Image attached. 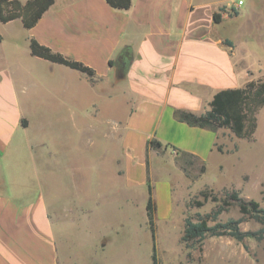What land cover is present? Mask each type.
<instances>
[{"label": "crops", "instance_id": "crops-1", "mask_svg": "<svg viewBox=\"0 0 264 264\" xmlns=\"http://www.w3.org/2000/svg\"><path fill=\"white\" fill-rule=\"evenodd\" d=\"M226 5L230 8L231 4L133 0L130 8L120 9L107 0H54L31 28L19 17L7 22L19 23L26 32L22 53L27 62L18 58L21 51L14 41L12 58L7 55L0 70V157L16 163L25 182L0 177V264H103L94 257L107 246L96 206L80 201L58 203L38 192L25 174L41 153L28 135L35 120L25 109L54 101L68 108L78 87L92 91L105 83L126 98L119 191L132 193L135 199L136 189L145 186L147 207L150 179L158 207L155 221L158 213L163 219L171 218L175 208L172 179L155 183L152 155L163 164L168 158L173 160L178 169L176 151L168 147L161 154L151 149L148 167L146 145L156 137L204 161L219 152V130L193 127L175 119L174 111L202 114L218 91L250 81L245 59L224 46L223 37L215 32L214 13ZM31 38L68 59L84 62L96 70V76L34 55ZM4 41L0 34V62ZM39 65L49 69L50 81L34 79L40 76ZM38 88L54 95V101L45 102Z\"/></svg>", "mask_w": 264, "mask_h": 264}, {"label": "rangeland", "instance_id": "rangeland-1", "mask_svg": "<svg viewBox=\"0 0 264 264\" xmlns=\"http://www.w3.org/2000/svg\"><path fill=\"white\" fill-rule=\"evenodd\" d=\"M239 1L216 0L231 5L230 8L226 5L222 12L223 15L228 12L226 18L215 26V32L223 37V42L231 41L232 45L224 43V46H230L232 52L236 51L245 59L249 79L264 81V0H241V5ZM237 4L239 7L235 6ZM0 34L5 38L0 70L7 55L12 58L14 41L19 43L21 51L18 58L26 63L22 53L26 47V32L19 23L0 24ZM36 70L40 76L34 79L39 83L50 81L49 69L39 65ZM38 95L46 97L44 101L54 97L44 94L42 88ZM125 101V97L116 95L110 85L103 83L92 91L78 87L75 100H71L68 108L55 101L44 107L26 108V114L35 120L28 135L41 153L34 168L25 170V174L38 192L58 203L80 201L96 206L107 246L104 251L98 249L94 253L95 259L103 264H153L146 187L136 189L135 199L132 193L119 191L123 182L118 176L123 166L121 125L128 117ZM257 116L259 124L254 139L238 138L229 128L219 129L221 150L205 161L206 171L197 179L191 176L200 165L190 170V176L178 166L179 171L173 160L168 158L163 164L156 154L152 155L155 183L161 184L171 177L175 198L169 220L157 214L158 264H264V239L238 241L229 235H208L189 249L181 240L186 216L195 217L197 213L212 212L217 207L211 200L201 207L192 205L194 199H202L200 191L206 188H212L219 195L225 189L234 188L264 207V106ZM2 176L16 183L25 182L21 180L24 175L19 166L4 157H0ZM240 216L239 208L231 206L220 214L219 220ZM260 227L253 219L241 223L244 230ZM86 249L89 252L90 246Z\"/></svg>", "mask_w": 264, "mask_h": 264}, {"label": "trees", "instance_id": "trees-1", "mask_svg": "<svg viewBox=\"0 0 264 264\" xmlns=\"http://www.w3.org/2000/svg\"><path fill=\"white\" fill-rule=\"evenodd\" d=\"M107 2L114 8L127 9L132 6L133 0H107ZM53 3L54 0H27L26 3H22L20 0H0V22L7 23L19 17L26 28H31ZM225 9L226 6H223L219 12L214 13L213 19L216 24L222 22V12ZM224 43L232 45L231 41L225 40ZM31 51L34 55H38L41 58L79 69L91 78L96 76L94 68L84 64L82 61L66 58L61 52H56L50 47L40 44L35 38H31ZM263 106L264 81L251 79L243 87H230L218 91L211 103H209V108L202 114H196L185 109H176L174 117L179 121L189 123L193 127L209 128L213 131L229 128L238 138L254 139L259 124L257 114ZM23 124H25L24 121ZM168 147L176 151L175 162L187 175L191 176L190 170L197 165H200V168L191 177L197 179L205 173L207 164L200 157L190 152L176 149V147L169 143L164 144L156 137L151 138L148 141V145H146L148 167L150 165L149 151L153 149L163 154ZM217 149L220 151L221 147H217ZM147 192L146 215L153 241V254L151 258L153 264H158V250L155 236V217L158 207L153 197V185L150 179ZM200 196L202 199H194L192 201L193 206L201 207L211 200L217 203V207L212 212L205 214L197 213L195 217L186 216L181 240L188 249L192 248L195 243L203 241L208 235H229L238 241H244L246 238H254L259 241L264 239V207L259 201L242 196L239 190L234 188L225 189L222 195L215 194L212 188H206L200 191ZM231 206L238 207L241 216L237 219L229 217L225 221L219 220L220 214L227 211ZM245 219H253L255 222L261 224V227L257 230H244L241 228V223Z\"/></svg>", "mask_w": 264, "mask_h": 264}, {"label": "built area", "instance_id": "built-area-1", "mask_svg": "<svg viewBox=\"0 0 264 264\" xmlns=\"http://www.w3.org/2000/svg\"><path fill=\"white\" fill-rule=\"evenodd\" d=\"M241 4H242V1L240 0V1H239V5H241ZM237 5H238V4H237ZM239 5H238V7H239Z\"/></svg>", "mask_w": 264, "mask_h": 264}]
</instances>
